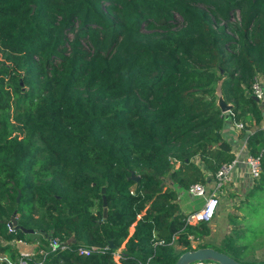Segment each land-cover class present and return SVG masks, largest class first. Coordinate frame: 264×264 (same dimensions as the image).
<instances>
[{
	"label": "trees",
	"instance_id": "1",
	"mask_svg": "<svg viewBox=\"0 0 264 264\" xmlns=\"http://www.w3.org/2000/svg\"><path fill=\"white\" fill-rule=\"evenodd\" d=\"M0 52L1 243L35 239L47 252L30 264H173L210 246L209 220L187 223L176 188L206 181L193 158L212 178L233 158L229 117L260 173L212 247L264 263L246 256L261 234L246 198L264 192L250 92L259 77L264 93V0H0Z\"/></svg>",
	"mask_w": 264,
	"mask_h": 264
},
{
	"label": "built area",
	"instance_id": "2",
	"mask_svg": "<svg viewBox=\"0 0 264 264\" xmlns=\"http://www.w3.org/2000/svg\"><path fill=\"white\" fill-rule=\"evenodd\" d=\"M260 78L257 77L253 83L250 86V92L251 95L254 96L258 102L264 101V93L263 88L260 82ZM232 128L236 130L237 132H240V130L244 127V125L241 122H235L231 121ZM245 145V141H244ZM246 146V145H245ZM238 162H241L245 165L247 175L250 180L257 178L260 173V159L259 156H253L251 154H246L240 158L239 155L233 156V158L229 162L221 163L218 168L216 169L213 180H214V191L213 193L206 196L204 203L197 208L196 210L189 211L187 215L185 216V220L189 224H194L199 220L208 221L211 219L212 215L214 214L216 207H217V197L218 193L220 194L221 190L223 189V186L228 184L231 178V174L233 170L236 168V165ZM186 191L196 197H204L205 196V190L204 186L201 183L195 182L190 184ZM66 246L64 244H58L56 239H50L48 243V251H54L56 248L62 250ZM95 250L94 247H91L90 249L85 248H78L77 252L79 254L87 255L90 251ZM47 251L39 250V253L45 254ZM30 254H22L20 255L17 262L10 263L5 257L2 255L0 256V261L5 262L6 264H30L29 257ZM113 258L114 260H117L119 258V249L115 250L113 252ZM0 264H2L0 262ZM31 264H44L41 260H37L35 262H32ZM194 264H213L210 262H196Z\"/></svg>",
	"mask_w": 264,
	"mask_h": 264
},
{
	"label": "rangeland",
	"instance_id": "3",
	"mask_svg": "<svg viewBox=\"0 0 264 264\" xmlns=\"http://www.w3.org/2000/svg\"><path fill=\"white\" fill-rule=\"evenodd\" d=\"M2 56H3V53L0 52V58H2ZM229 188L230 187L228 184L223 186V189L226 192H228ZM226 192H225V196L222 197V199L220 200V204H219L220 210H218V212L216 213L214 212V214L212 215L211 219L208 222V225L210 227L209 236L201 240L204 242L207 241L208 244L213 247L215 245H219L224 235L227 234V232L229 231V225H228L229 223L225 219V215L228 212L237 214V211H238L237 204L240 199H236L235 196L226 197ZM263 195H264V192L257 191L253 199L250 198L249 196L246 198V202L248 201L251 203L253 202L254 206L251 205V208L252 207L255 208L253 212L250 213V216L248 217V222L249 224H252L255 228H259V230L262 231V232L260 231L261 234H259L253 241H251V243L249 244V249H248L249 252L246 253L247 254L246 256H249V258L257 262H264V199H262V202L260 203V205L255 204L254 201L259 200ZM244 196L241 199L243 198L245 199ZM232 200H235V203L231 202ZM246 202H244L245 204H243V206L247 204ZM236 224L238 226L233 225L234 228L239 227L241 225V222L237 219ZM200 242L198 243L193 242L192 247L199 244ZM0 245L10 247V251L9 250L8 251L12 253L13 260L10 259L8 256L3 255L7 260H9L10 263L17 262L20 255L22 254H32V253L34 254L35 252H39V250L43 249V247H39L35 239H30V243H24L22 241L15 240L13 242H8V243L0 242ZM24 245H29V246L25 247ZM14 252L16 255L14 254ZM1 253L9 254L6 251V249L1 250L0 254ZM17 253L19 255H17Z\"/></svg>",
	"mask_w": 264,
	"mask_h": 264
},
{
	"label": "crops",
	"instance_id": "4",
	"mask_svg": "<svg viewBox=\"0 0 264 264\" xmlns=\"http://www.w3.org/2000/svg\"><path fill=\"white\" fill-rule=\"evenodd\" d=\"M223 114L227 116V111H225ZM263 121H264V113L261 124H263ZM261 124L259 126H261ZM252 129H253L252 126L248 127L246 133H248ZM221 134L222 137L229 143L231 152L233 153L234 156L239 155V157L242 158L246 154L247 152L246 146L244 145L245 135H241L239 132H237L232 128L231 120L229 117H226L224 119V122L222 124ZM192 162L201 171L202 175L204 176V179L206 180L204 183H201L204 186L205 196L196 197L189 194L186 191V189L177 187L176 189H177L178 205L180 210L185 213L199 208L204 203L206 196L213 193L214 191V180L212 176L209 173H207L206 168L200 163V161L197 158H193ZM228 185L230 187L228 192L222 189L220 194L218 193V196H216L217 207L215 213L218 212V210H220L219 208L220 200L222 199V197L225 196V192H226V197L235 196L236 199H241L249 189L251 185V180L247 175L245 165L242 164L241 162H238L236 168L233 170ZM231 202L235 203V200H232ZM237 213H239V211H237ZM24 246L27 247L29 245H24Z\"/></svg>",
	"mask_w": 264,
	"mask_h": 264
},
{
	"label": "water",
	"instance_id": "5",
	"mask_svg": "<svg viewBox=\"0 0 264 264\" xmlns=\"http://www.w3.org/2000/svg\"><path fill=\"white\" fill-rule=\"evenodd\" d=\"M251 97L258 101L254 96L251 95ZM261 106L264 105V101L259 102ZM218 105L222 113L225 111H228L230 106L225 105L222 102V99L218 98ZM131 179L136 180V176L131 175ZM17 199V197H16ZM102 204L104 205L105 202L103 201ZM106 210L103 209V216H105ZM16 221L13 217L10 218V221L7 223V226L10 227L11 225H15ZM16 227V226H15ZM24 233H31L33 230L31 229H22ZM110 246V243H109ZM1 256V255H0ZM196 262H210L214 264H264V263H244V262H238L228 256L227 254L215 250L212 246H205V247H198L192 250H186L180 253L173 264H194Z\"/></svg>",
	"mask_w": 264,
	"mask_h": 264
}]
</instances>
